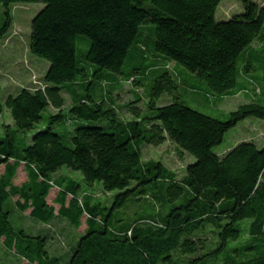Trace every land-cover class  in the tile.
<instances>
[{
	"label": "trees",
	"instance_id": "trees-1",
	"mask_svg": "<svg viewBox=\"0 0 264 264\" xmlns=\"http://www.w3.org/2000/svg\"><path fill=\"white\" fill-rule=\"evenodd\" d=\"M223 1L0 0L1 43L12 6L44 4L29 51L49 62L40 84L0 99L13 119L0 137V249L29 264H264V145L214 150L243 120L264 121V7L243 0L218 21ZM123 84L137 90L121 107L112 95ZM184 89L204 92L214 109L240 94L248 102L222 120L186 105ZM164 96L171 101L160 104ZM167 141L195 158L181 178L144 160V147ZM22 165L27 179L16 184ZM96 186L112 194L109 204L93 196ZM27 211L32 226L17 216ZM84 218L66 254L35 228L63 219L79 230Z\"/></svg>",
	"mask_w": 264,
	"mask_h": 264
},
{
	"label": "rangeland",
	"instance_id": "rangeland-1",
	"mask_svg": "<svg viewBox=\"0 0 264 264\" xmlns=\"http://www.w3.org/2000/svg\"><path fill=\"white\" fill-rule=\"evenodd\" d=\"M260 6L264 7V0H253ZM44 7L43 3H19L11 8V15L13 18V26L10 36L0 42V99H4V95L7 88L15 87L19 85L25 78L21 76L24 72V75H28L26 82L30 83L32 81L33 74H36L38 77H42L45 72L46 65L49 64L45 59H41L31 54L29 51V44L31 39V22L35 15ZM243 10V0H224L217 9V20L226 21L231 18L236 13H239ZM6 16L4 13V7L0 5V23L5 20ZM264 32V31H263ZM255 46L258 47V42L255 43ZM255 72L254 75L259 74L262 76V66L263 60L262 56H256L255 58ZM174 67L173 64L170 65ZM27 67L30 68L27 71ZM197 81L202 85L203 88H206V85L202 83L200 79L197 78ZM261 87H263V81L261 82ZM135 87L129 84H123L120 88L114 91L112 95L114 102L118 106L123 107L128 101L134 99L133 89ZM137 90V89H134ZM138 91L141 92L142 89L138 88ZM204 92L192 93L190 90L184 89L180 91V96L184 100V103L193 109L201 111L205 114L220 118L222 120L228 119L230 112L236 110L241 104L248 102L246 96L240 94L238 96L226 99L217 109H214L213 106L208 103L203 97ZM205 95V94H204ZM261 103L264 104V94L261 96ZM171 98L164 96L160 100V104L169 103ZM140 105L145 108L146 100L142 101ZM124 117L130 119L131 115L125 109L123 111ZM223 113V115L221 114ZM12 118L10 113L6 110L4 105H0V137L4 136L7 133L8 127H12ZM254 140L258 144L264 145V121L255 117L247 118L240 122L235 128L231 129L225 136L223 143L217 146L214 150L217 154L224 153L229 149L235 147L237 143L242 141ZM143 157L145 161H159L169 169L173 170L179 178L183 177L186 168L190 163L195 161V158L187 153L180 154L176 145L167 141L161 146H147L143 148ZM61 174H69L77 179H82L80 174H73L68 169H64L60 172ZM59 173V174H60ZM24 178V174L20 171L18 175L17 182L20 183ZM58 192V189H53L49 197V201L53 204L55 196ZM92 194L97 200H101L103 204H109L112 194H106L102 191L100 186H96L92 189ZM16 199L12 200V204ZM58 208V206H56ZM14 208V206H13ZM30 211L25 212L24 214H17L20 218L22 216V221L25 225L32 226L31 219H29ZM17 217V218H18ZM25 217V218H24ZM19 220V219H18ZM85 222V218L83 223ZM35 226V225H34ZM37 230H43L44 228L47 231H50L52 234V240L49 245V249L52 253H61L66 254L71 247L72 241L76 240L80 233H83L86 226L85 223L83 226L76 230L71 227L65 220L57 219L51 225L48 226H35ZM211 234H208V245L213 242V238H210ZM29 264L26 260L19 259L10 252H6L5 249H0V264Z\"/></svg>",
	"mask_w": 264,
	"mask_h": 264
},
{
	"label": "crops",
	"instance_id": "crops-1",
	"mask_svg": "<svg viewBox=\"0 0 264 264\" xmlns=\"http://www.w3.org/2000/svg\"><path fill=\"white\" fill-rule=\"evenodd\" d=\"M46 67H47V65H46ZM46 70V69H45ZM23 74H21V76L23 75V76H25V78H24V80L21 82V83H25V84H27L28 82H26V79L28 78V75H24V72H22ZM7 110V109H6ZM8 111V110H7ZM11 116V115H10ZM12 118V117H11ZM12 125H13V119H12ZM20 171L22 172V174H24V178H23V180L20 182V183H18L17 182V179H18V176H17V178H16V184H21L22 182H24L26 179H27V174H26V172H25V170H24V166L22 165L20 168H19V171H18V175H19V173H20ZM55 189V188H54ZM53 190V189H52ZM52 192V191H51ZM51 195V194H50ZM50 197V196H49ZM55 198H56V196H55ZM48 201H49V198H48ZM49 203L50 204H52L50 201H49ZM53 205L56 207V206H58L57 204H55V203H53ZM56 209L58 210L59 209V206H58V208L56 207ZM86 229V228H85Z\"/></svg>",
	"mask_w": 264,
	"mask_h": 264
},
{
	"label": "built area",
	"instance_id": "built-area-1",
	"mask_svg": "<svg viewBox=\"0 0 264 264\" xmlns=\"http://www.w3.org/2000/svg\"><path fill=\"white\" fill-rule=\"evenodd\" d=\"M32 82L34 84H40V81L38 80V76L36 74H33V76H32Z\"/></svg>",
	"mask_w": 264,
	"mask_h": 264
}]
</instances>
